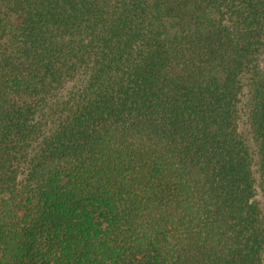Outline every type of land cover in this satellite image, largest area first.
Returning a JSON list of instances; mask_svg holds the SVG:
<instances>
[{
	"label": "trees",
	"instance_id": "16d2710c",
	"mask_svg": "<svg viewBox=\"0 0 264 264\" xmlns=\"http://www.w3.org/2000/svg\"><path fill=\"white\" fill-rule=\"evenodd\" d=\"M0 264H264V0H0Z\"/></svg>",
	"mask_w": 264,
	"mask_h": 264
}]
</instances>
